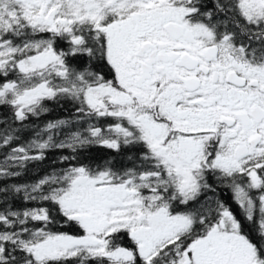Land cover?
<instances>
[{"label":"snow or ice","instance_id":"obj_1","mask_svg":"<svg viewBox=\"0 0 264 264\" xmlns=\"http://www.w3.org/2000/svg\"><path fill=\"white\" fill-rule=\"evenodd\" d=\"M0 264H264V0H0Z\"/></svg>","mask_w":264,"mask_h":264},{"label":"trees","instance_id":"obj_2","mask_svg":"<svg viewBox=\"0 0 264 264\" xmlns=\"http://www.w3.org/2000/svg\"><path fill=\"white\" fill-rule=\"evenodd\" d=\"M61 103L64 104V107H60V105L55 104L53 102H48L50 112L47 115L41 117V122L46 121V120H50V119H56V118L67 116L69 114L70 109H71V103L70 102H64V101H61ZM29 127H31V124L29 125ZM26 135H27V133H26ZM57 155L58 154L55 152L49 153L48 158L45 161H43L41 164H39V166H32L30 171L28 172V174L26 176H24L22 179L23 180H35V179H37V174L43 175L44 172L49 170L50 167L54 166L52 164V161L57 158ZM114 155H115V153H112L106 149L92 148L83 154L82 159H85V160L94 159V160L99 161L101 159H105V158H108V157H111ZM116 159H117V164L119 165L122 161L119 157H117ZM33 173H36V174H33ZM222 196H224V198L227 199L228 196H230V193L229 194L222 193ZM233 207H235V206H233Z\"/></svg>","mask_w":264,"mask_h":264}]
</instances>
